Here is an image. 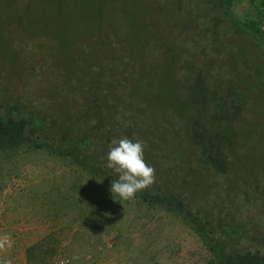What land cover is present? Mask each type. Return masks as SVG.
Instances as JSON below:
<instances>
[{
    "label": "trees",
    "instance_id": "16d2710c",
    "mask_svg": "<svg viewBox=\"0 0 264 264\" xmlns=\"http://www.w3.org/2000/svg\"><path fill=\"white\" fill-rule=\"evenodd\" d=\"M241 1L207 0L206 5H217L221 21L230 24L229 27L234 30L231 35L243 41L244 45L237 48L238 54H247L248 57L258 53L264 54V0H248L253 7L255 17L243 20L234 18L230 13V9ZM36 2H32L29 9L23 11L24 13L10 15L11 20L18 23L17 28L23 30V35L44 38L52 43V51L54 55L57 54L66 74L65 79L68 83L73 81L77 87L79 85L74 89L80 91L87 100V104L82 109V111L86 110L83 112L84 121L86 122L91 116L97 129L86 125L88 129L75 131L79 125H74L73 117L68 115L66 100L58 97L51 88L41 97L50 105L42 114L34 108L33 103L23 104L18 101L19 98L8 97V100L2 97L0 98V156L5 162L31 155L53 157L58 161L66 172L61 177L68 178V182L65 184L61 178H58L54 189L50 193L44 190L42 196L44 201L51 196L54 203L59 201L58 206L52 202L56 207L57 215H60L59 212L63 210L65 202L66 205L71 204L78 209L79 215L75 219L78 227L86 216L90 218L92 214L98 215L97 223L101 221V217L105 218L104 215L107 213H102L100 209L107 211L112 201L114 202L112 210H114L107 212L112 211L110 214L113 216L122 208V204L127 202L115 194L110 198L111 200L105 197L107 195L105 190L110 192L111 181L115 178V174L107 171L105 160L101 155H99L100 161L96 158L98 155L95 149L101 142L92 143L91 138V135L95 138L99 134L98 130L104 129L101 126L103 124H107L110 130L121 128L122 124H125L126 137L131 139L127 134L130 133L132 137L139 138V140L135 139L136 141L144 145L145 162H150L149 166L154 168V174L163 177L170 173L167 169H160V160L167 156L162 157L158 152L159 139L155 137L158 141L153 142L155 133L153 126L151 124L148 127L143 126L138 122L141 113H138L137 109L139 111L140 108L133 107L132 103L147 105L153 100L155 104L163 106L166 104V108L174 107L173 111L168 112L169 124L172 123L171 117H175L174 120L178 124L174 127L173 134H176V141L182 140L187 148L177 156L178 164L179 168L187 172L186 184L195 194L206 195L222 186L221 188L228 195H235L239 184L253 189L260 182L264 183V154L258 152L260 148L264 149V116L259 115L260 113L253 114L251 120H246L243 117L246 113L242 107L244 105L247 107L251 96L264 92V77H262L264 66L252 67L255 70L252 73L255 77L246 75L243 80L244 88L230 87L229 90L236 97L203 94L200 85L197 82L190 83L189 78L184 83L183 80H172L173 83L166 86L164 79L166 80V75L175 74L174 66L179 61V53L176 46L169 45L167 38L159 31L156 18L161 12L158 10L159 12L155 14L156 8L144 4L141 0H83L82 9L86 10L87 22L81 26L80 19H75V16H72L70 24L59 20L61 9L55 7L49 9L48 20L46 12L42 9L40 12L34 7ZM111 7L117 8L114 14L108 13ZM39 13L42 22L28 21ZM5 18L9 16L0 13V62H7L11 66L12 73H18L17 52L11 46L10 37L5 35V30L2 28L4 23L8 25L10 21V18L9 20ZM23 19L27 21L20 24ZM217 24L216 22L212 24V30L215 32ZM79 40L86 41L87 51L79 52L81 65L75 66L74 56L76 57L78 53L75 45ZM151 47L156 48L155 52H165L158 57L159 64L155 69L157 80L153 84L147 79L146 74L153 64L148 62ZM98 57L101 59L98 60ZM119 59L130 65L136 62V76L121 81L117 74L119 81H104V76L101 74L103 64L105 63L104 70L107 73L109 62ZM169 66H173L171 72L167 71ZM95 68L98 71L95 72ZM161 71H164L163 75ZM153 86H158V90H154ZM161 89L170 90L164 100L158 94ZM170 103L171 106H167ZM167 110L169 111L168 108ZM159 111L161 113H157L156 116L167 113L162 112L160 108ZM55 113L64 118L62 120L68 119V123H62L59 118L54 121L52 116H55ZM149 113L153 115L151 108ZM203 116L206 123L202 122ZM180 123L182 126L179 125ZM99 139L102 138L98 137L97 140ZM131 140L135 142L134 137ZM154 153L159 154L157 156L159 161L154 159ZM14 176L17 174L14 173ZM86 183L103 186V197L101 200L96 199L98 201H95L96 206L84 202L85 198L93 197ZM99 190L101 191V188ZM170 193L158 197L154 193L139 191L134 196L141 204L153 207L161 205L170 213L175 212L178 218L182 219H178L181 228L179 234L174 235L173 231L169 233V236L161 241L162 246L158 242L153 245L149 242L141 245L140 250L145 248L149 251V256L147 258L145 256L141 264H160V261H165L166 264L167 261L178 260L177 251L183 248L182 243L186 244L189 240H197L199 244L196 252L201 257L194 264H264V234L260 233L257 221H243L235 217L228 220L229 216H234L228 213H219L215 216L206 210L192 212L184 204L181 205L177 195ZM96 195L100 198L101 193L98 192ZM156 212H159V209ZM120 224V222L113 223V227ZM58 233L61 236L62 231ZM183 234L186 236L180 238L179 235ZM92 241L93 237H90L87 242L91 244ZM126 256L123 255L122 258ZM185 262L191 263L193 258L189 256Z\"/></svg>",
    "mask_w": 264,
    "mask_h": 264
},
{
    "label": "rangeland",
    "instance_id": "374dc122",
    "mask_svg": "<svg viewBox=\"0 0 264 264\" xmlns=\"http://www.w3.org/2000/svg\"><path fill=\"white\" fill-rule=\"evenodd\" d=\"M141 1L156 8V10L154 9L155 14L161 12V15L156 18L158 29L167 38L169 45L176 46L179 53V61L174 66L175 74L166 75L167 81L164 79V85H171L172 80H183L184 83L189 78L190 83L197 82L200 85L203 94L236 97L229 90L230 87L244 88V77L246 75L254 76L252 74L255 71L254 66H264V54L262 53L250 57L247 54H238L237 48L242 47L244 43L231 35L234 30L229 27L230 24L221 21L217 5H206L207 0ZM32 2H36V6L34 4L32 6L47 13L48 20L49 9L55 7L61 9L58 17L62 22L67 21L70 24L72 16H75V19H80L81 26L87 22L86 10L82 9L83 0H0V13L7 14L10 18L8 25L4 23L2 28L5 30V35L10 37L11 46L18 55L16 63L18 73H12L11 66L7 62H0V98H19L18 101L23 104L33 103L34 108L42 114L50 105L41 97L47 89L51 88L58 97H63L66 100L67 108H69L68 115L73 117L74 125H79L75 131L88 129L86 125L97 129L91 116L86 119V122L84 121L85 114L83 112L86 110L82 111V109L87 104V100L80 91L74 89L77 85L75 86L73 81L68 83L65 79L66 74L63 72L57 54L54 55L52 51V43L44 38L23 35V30L17 28L18 23L11 20L10 15L24 13L23 11H27L26 9H29ZM116 10L117 8L111 7L108 13L114 14ZM230 13L234 18L240 20L255 17L253 7L248 0H242L232 7ZM9 18H5V20H9ZM29 19H31L28 20L30 23L43 21L40 13ZM21 21L20 24H23L27 20ZM215 22L218 23L216 32L212 30V24ZM77 23L79 24V20ZM241 38L243 39V37ZM3 39L5 40V38ZM77 42L75 50L78 53L74 58H76L75 66H80L79 52L86 53L87 44L83 40ZM155 51L154 47L150 49L148 62H153V64L146 72L147 79L152 84L157 80L155 69L159 64L158 57L165 53ZM104 65L105 63L101 74L106 82L119 81L117 74L121 81H126L129 77H135L137 73L136 62L130 65L120 59L111 60L107 73H105ZM172 69L173 66H169L167 71L171 72ZM94 71L96 72L98 69L95 68ZM161 73L163 75L164 71ZM262 77H264V73H262ZM157 87L153 86V89L158 90ZM169 91L161 89L158 94L164 100ZM155 103L152 100L147 105H144L145 103H132L131 105L140 108L139 111L137 109V112L141 113L138 122H141L143 126L148 127L149 124L153 126L155 131L153 142H157L159 139L158 152L162 157L167 156L160 160V169H167L170 173L163 177L154 174V183L141 191L154 193L158 197L169 195L172 192L179 197L181 205L184 204L192 212L206 210L215 216L219 213H228L234 215L229 216L228 220L235 217L243 221H257L260 233L264 234V183L260 182L253 189L239 184L235 195H228L221 188L222 186L211 190L206 195L195 194L186 184L187 172L179 168L178 164L177 156L185 152L187 148L182 140L177 142L176 134H173V129L178 124L174 120L175 117H171L172 123L169 124L168 116L170 114L168 112L173 111L174 107L171 106V103L168 104L167 106H171L167 107L168 111L166 104L163 106ZM55 105L58 106V103L55 102ZM242 107L246 113L243 115L246 120H251L253 114L260 113L259 115L264 116V92L251 96L247 107L246 105ZM150 108L153 115L149 113ZM159 108L162 112L166 111L167 113L156 116L157 113H161ZM58 118L62 123H68V119L62 120L64 118H61L57 113L52 116L54 121H57ZM204 120L203 116L202 122L206 123L207 121ZM101 126L104 129L98 130L99 134L95 138L91 135V138L92 143L101 142L95 149L96 155H98L96 158L100 161L99 155H101L106 166L109 147L119 139L126 137L124 130L126 126L122 124L121 128L111 130L107 124ZM102 130L103 133H101ZM127 134L131 139L134 137V140H139L135 136L132 137L130 133ZM98 137L102 139L97 140ZM173 145L175 147H171ZM258 152L264 154V149L260 148ZM158 155L153 154L157 161H159ZM2 159L0 156V264H35V262L38 264L39 262H41L40 264H141L143 258L149 256L148 250L145 248L140 250L141 245H146L147 242L150 245L156 242L161 243L164 237H168L172 231L176 235L181 230L178 220L181 218H178V214L170 213L169 210L158 204L154 207L141 204L134 197L123 203L122 208L118 209L114 216L110 214L114 210H112L113 201L108 207L110 209L107 210H112L110 213L102 211L99 206L102 213H107L104 215L105 218L101 217V221L97 223L96 220L99 216L92 214V217L86 216L81 220V224L79 223L80 225L77 227V222H75L79 215L77 208L75 209L71 204L70 206L66 205L67 202H65L63 210L59 212L60 215H57L54 204L58 206L59 201L54 203L52 196L45 201L42 198L44 190H48L50 193L54 189L58 178H61L65 184L68 182V178L61 177L66 172L56 159L40 155L25 156L10 162L8 160L5 162ZM147 164L150 165V162ZM16 170L18 171L14 172ZM107 171L114 174L108 168ZM14 173L17 176H14ZM86 184L93 197L85 198L84 202L95 205V201L101 200L103 197V186L96 183ZM210 185L213 186V184ZM97 191L101 193L100 198H97ZM105 192H107L105 197L110 199L111 192L107 189ZM158 209L159 212H156ZM220 209L222 210L219 212ZM117 222L121 223L120 226L113 227V223ZM59 231H62L61 236ZM179 236L183 238L186 234ZM5 237L8 239L6 240ZM90 237H93L91 244L87 242ZM160 245L162 246L163 242ZM182 245L183 248L177 251L178 260L167 261L166 264H194L200 259L201 256L196 252L199 247L197 240H189ZM123 255L127 256L122 258ZM189 256L193 258V262L186 263L185 260ZM160 264H165V261H160Z\"/></svg>",
    "mask_w": 264,
    "mask_h": 264
},
{
    "label": "clouds",
    "instance_id": "9594fccd",
    "mask_svg": "<svg viewBox=\"0 0 264 264\" xmlns=\"http://www.w3.org/2000/svg\"><path fill=\"white\" fill-rule=\"evenodd\" d=\"M106 167L115 174L110 192L128 200L154 183V168L144 159V145L127 137L114 142L106 155ZM7 240L8 237H5Z\"/></svg>",
    "mask_w": 264,
    "mask_h": 264
}]
</instances>
